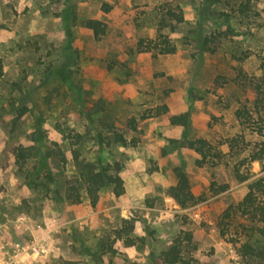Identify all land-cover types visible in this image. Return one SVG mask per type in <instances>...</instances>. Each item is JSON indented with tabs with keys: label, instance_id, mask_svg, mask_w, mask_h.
<instances>
[{
	"label": "rangeland",
	"instance_id": "374dc122",
	"mask_svg": "<svg viewBox=\"0 0 264 264\" xmlns=\"http://www.w3.org/2000/svg\"><path fill=\"white\" fill-rule=\"evenodd\" d=\"M241 2L0 0V264H167L177 238L191 264H264L262 225L232 209L264 178V160L249 157L264 140V0L248 15ZM90 19L105 24L101 38ZM162 37L175 53L158 54ZM141 41L153 50L138 52ZM183 113L188 127L170 123ZM199 138L218 165H199L186 145ZM21 149L66 161L49 157L51 177ZM75 151L118 164L124 195L66 199ZM179 171L196 198L186 208L168 193Z\"/></svg>",
	"mask_w": 264,
	"mask_h": 264
},
{
	"label": "trees",
	"instance_id": "16d2710c",
	"mask_svg": "<svg viewBox=\"0 0 264 264\" xmlns=\"http://www.w3.org/2000/svg\"><path fill=\"white\" fill-rule=\"evenodd\" d=\"M257 0H242L239 6V13L241 15H248L252 10L253 3ZM178 22H183L184 18L182 14L171 13ZM86 27L90 29L95 38L99 39L106 33L105 24L98 20H87L85 23ZM161 41L156 49L159 51V55H170L176 52V47L165 37H162ZM152 47L144 46V42H139L137 45V51H151ZM1 63V61H0ZM2 73L0 72V76ZM262 101V100H261ZM248 112H237V117L243 119ZM169 121L172 125L188 127L190 123L189 113L174 114L169 116ZM262 134V131L260 132ZM264 137V136H263ZM115 142L125 143V139L121 134H116L114 137ZM189 149L194 150L199 156V165L213 164L218 165L221 159V155L218 153L214 154V146L206 139L199 138L195 140H189L186 142ZM31 150H34L32 148ZM27 150L21 149L18 153V160L40 159L46 167L48 166V159L53 154L56 155L61 161L65 162V154L61 150H55L54 152H43L42 149H36L34 152L27 154ZM250 162L263 161L264 160V140L260 143L258 150L251 154ZM75 160L79 163L80 174L77 179L69 183V187L66 192V199L73 203H81L83 195L86 196L92 205H96L100 199L101 193L104 190H110L115 196H122L125 193L124 180L120 176L121 167L117 164L115 166L104 165L98 161H80L78 152L75 151ZM47 173L53 177L52 171L47 167ZM235 175L240 182H246L250 180L249 175L244 174L240 167H235ZM179 180L177 185L172 186L168 193L171 198L182 208H186L192 205L196 198L191 191L190 182L186 173L179 171ZM54 180V178H52ZM55 181V180H54ZM227 186L217 187L213 184V190L216 193L226 191ZM234 213L239 216L250 220L252 223L261 224L259 228L260 233L264 236V178H258L252 180L248 184V192L242 201L234 208ZM232 214L228 213L227 216L231 217ZM127 232V231H126ZM191 238L189 237V240ZM129 245H134L133 240H126ZM243 248L246 250V254L254 252V247L250 244H245ZM165 262L167 264H191L186 261L182 256V240L177 238L170 249L163 254ZM136 264V263H130ZM204 264V263H198Z\"/></svg>",
	"mask_w": 264,
	"mask_h": 264
}]
</instances>
